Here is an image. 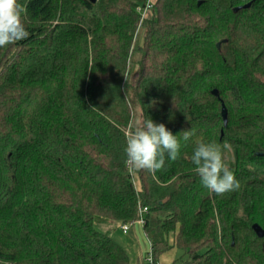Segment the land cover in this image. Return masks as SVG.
<instances>
[{
  "label": "trees",
  "instance_id": "16d2710c",
  "mask_svg": "<svg viewBox=\"0 0 264 264\" xmlns=\"http://www.w3.org/2000/svg\"><path fill=\"white\" fill-rule=\"evenodd\" d=\"M147 1L18 0L29 38L0 47V264H130L95 219L145 207L153 264H264V0H154L142 20ZM146 119L196 129L155 174L124 151ZM201 141L238 190L201 184Z\"/></svg>",
  "mask_w": 264,
  "mask_h": 264
},
{
  "label": "clouds",
  "instance_id": "9594fccd",
  "mask_svg": "<svg viewBox=\"0 0 264 264\" xmlns=\"http://www.w3.org/2000/svg\"><path fill=\"white\" fill-rule=\"evenodd\" d=\"M25 11L18 0H0V47L29 38L30 33L22 18ZM194 135V128L173 135L165 124L155 123L152 119L143 120L126 134V163L137 170L155 174L164 168L166 157L170 161L179 157L181 143L178 137L187 142ZM191 162L201 184L210 193L223 195L240 188V181L224 163L221 148L216 142H199Z\"/></svg>",
  "mask_w": 264,
  "mask_h": 264
},
{
  "label": "rangeland",
  "instance_id": "374dc122",
  "mask_svg": "<svg viewBox=\"0 0 264 264\" xmlns=\"http://www.w3.org/2000/svg\"><path fill=\"white\" fill-rule=\"evenodd\" d=\"M142 34L143 32L141 31V37H142ZM138 118L140 119V114L138 113ZM105 225L106 227V223L104 222V219L100 218V217H97L95 219V227L96 229H98L99 231H104L106 230L105 227H103ZM115 226V227H114ZM112 227V229L110 230V233L111 231H113V238L118 241L121 245H123L124 247H132L134 251H132L131 253V261L133 259L136 260V256H137V253L138 251H141L139 250V245H138V240L137 238L135 237V229H142L141 225H131L130 227V230L127 232V233H123L122 230H120L116 225H114ZM105 233V232H104ZM142 243L146 245V249L143 250L144 251V256L147 257L148 255V251H149V244L145 241L146 238L142 237ZM136 247L138 248V250H135ZM142 251V252H143ZM174 257V260H178L177 264H187L185 262V259L182 257V253L178 250H173V251H170L169 253L165 254L164 257H162L163 259L167 260V259H170ZM162 259V261H163ZM134 261V260H133ZM171 264V263H170Z\"/></svg>",
  "mask_w": 264,
  "mask_h": 264
},
{
  "label": "crops",
  "instance_id": "0c3cea01",
  "mask_svg": "<svg viewBox=\"0 0 264 264\" xmlns=\"http://www.w3.org/2000/svg\"><path fill=\"white\" fill-rule=\"evenodd\" d=\"M105 223H106V227H105V225L103 226V227H105V229L106 230H104L103 232H105L106 234H108V235H110L111 237H113V231H111V233H110V230L112 229V227L114 226V225H116L118 228H119V224L118 223H112V222H107V221H104ZM136 224H138V225H141V227H142V229H140V230H138V229H135V237L137 238V240H138V245H139V250H141V251H138V253H137V256H136V260L135 259H133L132 261H131V253H132V251H134L133 250V248L132 247H124L123 245V247H124V249L127 251V253H128V255H129V258H130V264H142V258H143V256L145 255L144 254V251L143 250H145L147 247H146V245L145 244H143L142 243V237H144V238H146V236H145V234H144V231H143V224L142 223H140V222H137V223H135V224H132V225H136ZM115 227V226H114ZM120 229V228H119ZM121 230V229H120ZM130 230V229H129ZM123 232V231H122ZM124 233V232H123ZM148 244H149V251H150V249H151V244H150V242H149V240L146 238V240H145ZM135 250H138V248L136 247V249ZM143 251V252H142ZM148 251V252H149ZM162 257H164V256H162ZM162 259L163 258H161L160 259V264H173V261H174V257H172V258H170V259H167V260H165V259H163V261H162Z\"/></svg>",
  "mask_w": 264,
  "mask_h": 264
},
{
  "label": "built area",
  "instance_id": "2783aa9c",
  "mask_svg": "<svg viewBox=\"0 0 264 264\" xmlns=\"http://www.w3.org/2000/svg\"><path fill=\"white\" fill-rule=\"evenodd\" d=\"M154 8V0H148L146 5L144 7H138V12L141 14V19L144 20L149 16L151 13L152 9ZM131 174L134 175V171H131ZM148 209L147 208H140V219L138 222L143 223V215L147 213ZM132 224H119V228L124 232L127 233L130 229ZM142 264H153V255H152V250L148 252L147 257L143 256L142 258Z\"/></svg>",
  "mask_w": 264,
  "mask_h": 264
},
{
  "label": "water",
  "instance_id": "95a60500",
  "mask_svg": "<svg viewBox=\"0 0 264 264\" xmlns=\"http://www.w3.org/2000/svg\"><path fill=\"white\" fill-rule=\"evenodd\" d=\"M249 7H250V4H247V5L244 6V8H249ZM238 10H240V8L236 9V11H238ZM218 47H220V44L218 45ZM212 93L216 97H219L218 90H214ZM221 115H222V118H223L224 125H227V123H228V111H227V108H226V106H225V104L223 102H222ZM253 229L256 232L258 237H260V238L264 237V229L261 226H259L258 224H254L253 225Z\"/></svg>",
  "mask_w": 264,
  "mask_h": 264
},
{
  "label": "bare ground",
  "instance_id": "6f19581e",
  "mask_svg": "<svg viewBox=\"0 0 264 264\" xmlns=\"http://www.w3.org/2000/svg\"><path fill=\"white\" fill-rule=\"evenodd\" d=\"M145 208H146V207H145ZM145 214H146V213H145ZM145 214H144V215H145ZM144 215H143V217H144ZM142 224H143V223H142Z\"/></svg>",
  "mask_w": 264,
  "mask_h": 264
}]
</instances>
